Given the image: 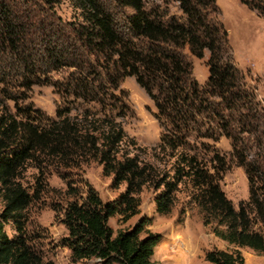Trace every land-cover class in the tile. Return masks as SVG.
<instances>
[{
  "label": "trees",
  "instance_id": "obj_1",
  "mask_svg": "<svg viewBox=\"0 0 264 264\" xmlns=\"http://www.w3.org/2000/svg\"><path fill=\"white\" fill-rule=\"evenodd\" d=\"M58 1L0 0V91L20 116L17 123L0 120V264H52L42 262L23 236L22 212L41 191L42 163L31 192L19 176L36 152L47 163L96 160L102 175L112 176V184L124 183L110 201H102L87 182L84 189L66 183L71 199L58 212L67 232L61 244L73 260L156 264L150 257L160 234L146 231L139 236L149 217L142 215L132 228L114 235L107 219L136 215L138 193L150 184L161 187L154 197L155 212L169 213L182 180L190 185L202 225L232 246L230 251H206L205 262L242 264L241 247L264 252V102L234 63L215 0H70L79 19L67 23L53 16ZM238 1L264 16V0ZM170 5L179 13H171ZM184 49L197 59L207 52L203 84L194 79ZM43 62L50 69H70L57 86L65 105L56 107L47 124L30 115L41 114L32 103H17L27 98L32 84L46 78L39 73ZM126 76L133 77L154 106L161 132L152 149L156 157L168 153L173 158L169 176L158 179L154 164L122 150L127 139L134 150H142L118 121L127 110L118 87ZM89 104L98 109L90 112ZM71 110L78 115L72 116ZM221 136L229 141L230 158L247 181V198L236 206L218 184L226 158L208 144L189 141ZM8 222L15 232L10 237L3 229Z\"/></svg>",
  "mask_w": 264,
  "mask_h": 264
},
{
  "label": "rangeland",
  "instance_id": "obj_2",
  "mask_svg": "<svg viewBox=\"0 0 264 264\" xmlns=\"http://www.w3.org/2000/svg\"><path fill=\"white\" fill-rule=\"evenodd\" d=\"M220 10L219 19L227 30L228 41L232 48L233 60L236 66L245 73L246 85L254 89L257 99L264 102V16H258L254 11L247 9L238 0H215ZM53 16L62 23L79 19V10L74 8L70 0H59L52 6ZM129 12L128 8L124 9ZM171 13L178 14L174 5L169 6ZM54 19V21H57ZM192 63L194 79L203 84L207 77V68L204 61L207 57L205 51L201 59L188 55ZM41 78L37 84H32L27 91L25 100H17L18 105L32 103L41 114L30 113L32 117H42L47 124L54 118L56 107L65 105L58 92L59 83L63 82L70 69L56 67L50 69L47 63L39 65ZM119 89L125 94L127 110L124 117L118 121L127 137L134 139L136 145L142 150H134L127 139L123 142V152L138 153L145 162L156 166L158 179L171 174L173 158L168 153L155 156L152 148L158 143L161 128L153 117L155 112L151 100L135 83L133 77L126 76L119 82ZM1 88V86H0ZM10 92L14 88L8 87ZM117 92V91H116ZM90 112L98 108L94 104L86 105ZM43 114V115H42ZM72 116L78 115L71 110ZM97 116V115H95ZM13 101L6 99L0 91V120L16 123L19 121ZM45 118V119H44ZM47 118V119H46ZM37 124L36 120H33ZM15 124V123H14ZM4 124H1V127ZM191 143L197 142L214 147L220 155L227 160V168L220 175L218 181L220 189L225 196L236 206L239 200L247 198V181L241 167L230 158L229 141L219 137L216 141L210 139H189ZM44 161V162H42ZM42 163L43 175L41 191L35 199L23 210L24 231L23 236L42 262L50 261L52 264H99L95 259L73 260L69 250L61 244V238L66 230L60 223L61 214L58 210L64 206L70 196L66 194V183L76 188L84 189V182L90 184L98 193L102 201H110L123 191L124 183L112 184L111 175H102L101 166L96 160L65 162H45L38 152L29 158L20 171V182L24 188L31 192L35 187V180L39 175L37 165ZM161 187L153 188L152 184L145 185L138 193V213L124 220L119 214L107 219V225L113 235L117 231L133 227L142 216L149 217L140 237L145 232L158 233L161 239L153 249L150 260L156 264H208L204 261V253L213 248L230 251L232 246L215 237L209 226L202 225L201 215L196 204L190 199V185L187 180L178 184L174 194V203L169 213L158 215L154 210V197ZM3 209L2 191L0 189V212ZM3 229L7 236L15 235L12 223L4 224ZM243 257L242 264H264V252H255L247 247L238 248Z\"/></svg>",
  "mask_w": 264,
  "mask_h": 264
}]
</instances>
